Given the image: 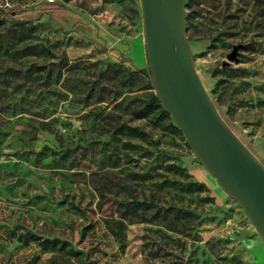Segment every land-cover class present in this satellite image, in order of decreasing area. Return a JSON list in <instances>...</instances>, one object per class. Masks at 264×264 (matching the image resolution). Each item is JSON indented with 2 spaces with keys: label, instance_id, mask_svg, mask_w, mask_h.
<instances>
[{
  "label": "rangeland",
  "instance_id": "rangeland-1",
  "mask_svg": "<svg viewBox=\"0 0 264 264\" xmlns=\"http://www.w3.org/2000/svg\"><path fill=\"white\" fill-rule=\"evenodd\" d=\"M0 4V264H264L172 120L132 116L155 93L140 0ZM184 9L212 106L264 163V0ZM133 201L150 207L121 218Z\"/></svg>",
  "mask_w": 264,
  "mask_h": 264
},
{
  "label": "water",
  "instance_id": "water-1",
  "mask_svg": "<svg viewBox=\"0 0 264 264\" xmlns=\"http://www.w3.org/2000/svg\"><path fill=\"white\" fill-rule=\"evenodd\" d=\"M140 6L147 68L164 111L264 242V166L220 119L200 82L185 36L184 0H140ZM236 55L235 47L222 66Z\"/></svg>",
  "mask_w": 264,
  "mask_h": 264
},
{
  "label": "trees",
  "instance_id": "trees-1",
  "mask_svg": "<svg viewBox=\"0 0 264 264\" xmlns=\"http://www.w3.org/2000/svg\"><path fill=\"white\" fill-rule=\"evenodd\" d=\"M145 89H149V88H145ZM142 97L144 99V101H142V103H144V107L139 108V109H134L132 112V116L135 119L146 118L152 114H157L160 118H166V119L170 118V116L164 111L156 93L147 92ZM169 129L173 132H179L178 128L173 124V121L170 122ZM128 206H130V207H128ZM131 206H134V207H131ZM125 207H126V209L128 207V210H125L126 212L121 214V216H120L121 218H126L127 215H130L129 213H133L134 215H136V208H139V209H142L143 211H145L146 209H148L150 207V205H148L145 201H133L129 204H126ZM128 211H130V212H128ZM140 219H145V217L143 215H140ZM128 221L131 222L133 220L129 219Z\"/></svg>",
  "mask_w": 264,
  "mask_h": 264
},
{
  "label": "crops",
  "instance_id": "crops-1",
  "mask_svg": "<svg viewBox=\"0 0 264 264\" xmlns=\"http://www.w3.org/2000/svg\"><path fill=\"white\" fill-rule=\"evenodd\" d=\"M263 164V166H264V163H262Z\"/></svg>",
  "mask_w": 264,
  "mask_h": 264
}]
</instances>
